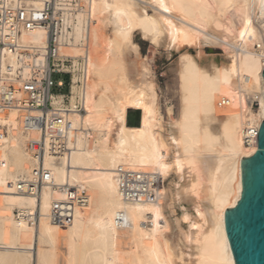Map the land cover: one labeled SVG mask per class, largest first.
I'll return each mask as SVG.
<instances>
[{"label": "bare ground", "instance_id": "bare-ground-1", "mask_svg": "<svg viewBox=\"0 0 264 264\" xmlns=\"http://www.w3.org/2000/svg\"><path fill=\"white\" fill-rule=\"evenodd\" d=\"M136 34L179 54L176 117L161 113ZM208 46L221 56L206 54ZM59 54L74 63L69 104L63 94L51 104L70 109L80 134L67 153L46 142L36 159L30 143L43 135L23 120L38 112L13 107L0 116V264H236L225 210L241 200V159L258 148L244 144V129L264 120V0H91ZM38 167L48 175L38 193L17 191V181L40 179ZM122 172L134 179L129 186L145 180V193L126 190ZM62 184H80L88 197L67 224L49 218Z\"/></svg>", "mask_w": 264, "mask_h": 264}, {"label": "built area", "instance_id": "built-area-1", "mask_svg": "<svg viewBox=\"0 0 264 264\" xmlns=\"http://www.w3.org/2000/svg\"><path fill=\"white\" fill-rule=\"evenodd\" d=\"M91 0H0V116L5 111L17 107L36 110L38 114L24 117L23 124L28 129L42 133L40 140L30 143L32 154L39 159L45 150L46 142L50 152L63 155L75 147L80 129L72 126L67 107H54L51 104L52 94H63L64 102L69 104L71 78L74 70L72 57L61 56V46L69 45L74 29L75 15L87 14ZM44 32L40 43L25 40L23 36L35 30ZM81 66L83 57L78 60ZM53 75L67 76L53 79ZM80 83V82H78ZM68 85L67 92H54ZM73 109L83 112L77 103ZM6 132V125L0 123V138ZM258 128L244 129V144L257 143ZM40 179L19 180L16 190L21 193L36 195L42 181L48 175L43 167L34 170ZM122 183L131 193H145L146 181L140 180L139 186H129L133 182L124 172ZM137 182V181H136ZM134 183V182H133ZM64 196L52 203L49 218L53 223L67 224L77 207L88 202L86 190L80 184H62ZM17 215L29 216L33 221V213L17 211Z\"/></svg>", "mask_w": 264, "mask_h": 264}, {"label": "water", "instance_id": "water-1", "mask_svg": "<svg viewBox=\"0 0 264 264\" xmlns=\"http://www.w3.org/2000/svg\"><path fill=\"white\" fill-rule=\"evenodd\" d=\"M128 123L137 124L138 118L131 121L129 117ZM257 144L253 156L241 159V200L225 210L226 233L236 264H264V120Z\"/></svg>", "mask_w": 264, "mask_h": 264}, {"label": "rangeland", "instance_id": "rangeland-1", "mask_svg": "<svg viewBox=\"0 0 264 264\" xmlns=\"http://www.w3.org/2000/svg\"><path fill=\"white\" fill-rule=\"evenodd\" d=\"M134 41L139 45L141 55L148 58L149 64L153 69L155 82L158 86L157 90L159 93V102L162 115L165 116L167 112H170L172 117H176L179 106L177 104V98L175 94L177 83L175 67L179 54L175 51L170 54H166L167 52L162 48L155 50L150 45L149 41L142 39L139 34L134 36ZM205 53L220 57L222 54V49L218 46H208L205 47ZM133 57V54H129L128 58L133 59ZM130 70L133 71V68L131 67ZM53 79H63L66 82L68 78L67 76L63 75H53ZM67 89L68 85L65 84V86L61 89L54 87L52 90L54 92L64 93L67 92ZM254 107H257L256 103H254ZM14 213L16 214V212ZM60 252H62V250L60 251L59 249L58 253L60 254Z\"/></svg>", "mask_w": 264, "mask_h": 264}, {"label": "snow or ice", "instance_id": "snow-or-ice-1", "mask_svg": "<svg viewBox=\"0 0 264 264\" xmlns=\"http://www.w3.org/2000/svg\"><path fill=\"white\" fill-rule=\"evenodd\" d=\"M160 6H161L162 8H164L165 11L168 10V9L165 7V5L163 4V2H161ZM165 23H169V24H170L169 21H165ZM194 226H195V225H194Z\"/></svg>", "mask_w": 264, "mask_h": 264}]
</instances>
